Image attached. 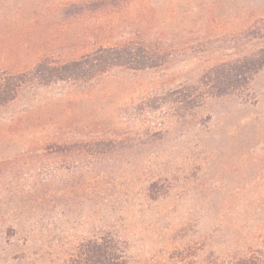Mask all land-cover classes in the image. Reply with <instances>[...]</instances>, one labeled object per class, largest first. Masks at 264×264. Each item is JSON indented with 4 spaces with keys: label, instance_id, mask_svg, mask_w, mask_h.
<instances>
[{
    "label": "rangeland",
    "instance_id": "rangeland-1",
    "mask_svg": "<svg viewBox=\"0 0 264 264\" xmlns=\"http://www.w3.org/2000/svg\"><path fill=\"white\" fill-rule=\"evenodd\" d=\"M90 1L0 0V70L121 41L161 65L32 80L0 107V264H71L98 239L126 264H264V69L241 94L180 103L207 69L264 47V0L68 8Z\"/></svg>",
    "mask_w": 264,
    "mask_h": 264
},
{
    "label": "trees",
    "instance_id": "trees-1",
    "mask_svg": "<svg viewBox=\"0 0 264 264\" xmlns=\"http://www.w3.org/2000/svg\"><path fill=\"white\" fill-rule=\"evenodd\" d=\"M98 0L72 4L71 13H83L96 6ZM160 54L146 44L135 41H121L117 44H102L92 51L71 60L44 56L28 70L9 72L0 70V107L12 102L20 89L29 81L37 80L47 84L53 81L91 80L114 67L135 70L155 68L161 65ZM264 69V47L237 58L216 64L207 69L197 82L183 95L180 103L200 105L204 97H224L241 94L250 89L255 76ZM201 90V100H190L193 91ZM196 99V98H195ZM200 101V102H199ZM198 103V104H197ZM109 244V246H108ZM256 254L241 256L228 264H259ZM71 264H126L124 253L117 245L104 239L88 242L82 248L77 260Z\"/></svg>",
    "mask_w": 264,
    "mask_h": 264
}]
</instances>
